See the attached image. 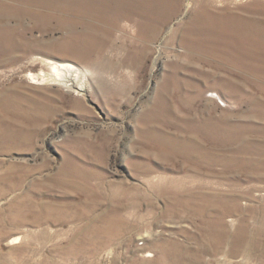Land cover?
I'll list each match as a JSON object with an SVG mask.
<instances>
[{
	"label": "rangeland",
	"instance_id": "1",
	"mask_svg": "<svg viewBox=\"0 0 264 264\" xmlns=\"http://www.w3.org/2000/svg\"><path fill=\"white\" fill-rule=\"evenodd\" d=\"M0 264H264V0H0Z\"/></svg>",
	"mask_w": 264,
	"mask_h": 264
},
{
	"label": "bare ground",
	"instance_id": "2",
	"mask_svg": "<svg viewBox=\"0 0 264 264\" xmlns=\"http://www.w3.org/2000/svg\"><path fill=\"white\" fill-rule=\"evenodd\" d=\"M213 28L210 26H206V29L200 28L199 27H195V28H189L188 32L193 34L194 37H196V39H194V42H191L190 40V44L189 47L197 49V50H203L205 48V50H208L210 48V46H205V43H202V36L204 35H208L210 33H212ZM214 46H212L213 48H216V43L214 44ZM53 68V74H49V76L53 77L54 81L58 83V81H62L64 82V85L68 88L73 87V84L75 82V76L76 74L79 72L78 68L75 67L73 64L67 62V61H63V62H59L56 63L52 66Z\"/></svg>",
	"mask_w": 264,
	"mask_h": 264
}]
</instances>
